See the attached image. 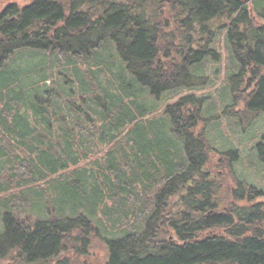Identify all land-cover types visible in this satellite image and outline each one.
Instances as JSON below:
<instances>
[{"label": "trees", "instance_id": "1", "mask_svg": "<svg viewBox=\"0 0 264 264\" xmlns=\"http://www.w3.org/2000/svg\"><path fill=\"white\" fill-rule=\"evenodd\" d=\"M258 19L264 0L6 9L0 264H264V209L254 203L264 190L249 188L247 200L239 184L237 203L225 194L209 162L216 149L198 130L213 107L195 96L207 63L226 61L233 100L251 89L239 123L264 115Z\"/></svg>", "mask_w": 264, "mask_h": 264}, {"label": "rangeland", "instance_id": "2", "mask_svg": "<svg viewBox=\"0 0 264 264\" xmlns=\"http://www.w3.org/2000/svg\"><path fill=\"white\" fill-rule=\"evenodd\" d=\"M32 1L0 0V15L8 8L17 6L22 8ZM57 1L63 5L68 2V0ZM257 25H264V19H258ZM220 50L224 55V48L221 47ZM228 68L226 61L224 64L207 63L205 69L206 79H208L207 85L195 92V96L205 100L213 107L212 114L199 126L198 130L206 132L212 148L226 152L231 149L238 154V156H235V162L233 161V163H230L229 159L224 160L223 155H220L216 150L209 154L211 170L215 175H222L226 187L225 194L237 203L239 201L236 198L235 190H237L239 184L247 187L245 188L247 200L249 188L256 187L260 191L264 190V162L261 161L263 155L259 153V157L255 153L258 151L257 146L259 144L264 146V116L251 121L248 115L244 118V123H239L238 116L244 111L241 106H244L243 101L246 96L250 95L251 89L247 90L245 96L240 93L242 97L236 103L233 99L238 96L231 95V87L228 86L230 77ZM226 89L228 90L226 91ZM182 96H186V93L176 95V98L170 103H176ZM165 98L169 100L170 96L167 95ZM161 104L164 105V102L161 101ZM227 106H232L230 112L225 109ZM209 108L210 106H206L205 112ZM254 154L258 156V159L252 158ZM254 203L263 206L264 209V194L259 198H255ZM98 262L99 260H92L91 264H98Z\"/></svg>", "mask_w": 264, "mask_h": 264}, {"label": "flooded vegetation", "instance_id": "3", "mask_svg": "<svg viewBox=\"0 0 264 264\" xmlns=\"http://www.w3.org/2000/svg\"><path fill=\"white\" fill-rule=\"evenodd\" d=\"M34 1H36V0H33L32 2H34ZM32 2H31V3H32ZM31 3H28V4H27V5H25V6H28V5H29V4H31ZM25 6H23V7H25ZM263 116H264V115H263Z\"/></svg>", "mask_w": 264, "mask_h": 264}]
</instances>
